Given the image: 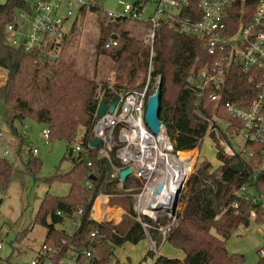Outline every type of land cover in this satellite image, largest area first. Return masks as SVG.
<instances>
[{"label":"trees","instance_id":"obj_1","mask_svg":"<svg viewBox=\"0 0 264 264\" xmlns=\"http://www.w3.org/2000/svg\"><path fill=\"white\" fill-rule=\"evenodd\" d=\"M256 1L246 0L251 11ZM19 5V0H7L0 4V68L7 72L6 81L0 85V109L3 107L13 113L9 123L14 120L22 122L27 118L43 123L50 129V141L61 139L71 143L77 130L81 129L84 142L88 143L96 120L97 89H101V100L110 103L115 97L110 84L117 92L144 86L150 48L143 43L142 37L148 23H141V26L139 22L126 17L109 19L101 7L85 5L68 32L62 35L54 54L40 62L41 53H27L5 42L4 26ZM86 10L95 15L99 31L91 54L92 75L88 71H81L78 43H74V38H68L75 32L77 17ZM112 36H115L116 45L106 47ZM100 57L109 59L111 75L97 81ZM209 58L203 41L195 35L179 32L176 23H162L156 30L150 82L158 77L160 79V119L176 150H194L207 130L203 114L210 116L215 105L203 99V96L195 97L185 87V80L191 71L202 68ZM243 91L251 92L247 100L250 102L254 97L253 86L247 82L244 74L234 68L223 97L239 102ZM222 115L226 117L224 113ZM22 142L23 139L20 147ZM116 148L110 153V160L98 158L97 148H88L76 158L66 154L64 158H71L72 168L63 175L51 178L69 184V191L64 197L46 194L35 216V221L47 228L44 242L58 245L59 253L54 258V264H59L60 259L68 255L73 247L79 253L76 264H119L112 258L113 248L126 242L136 244L145 238L141 225L134 219L131 196L141 183L131 175L119 186V180L111 176L112 165H121L116 157ZM217 159L220 163L217 168L206 160L197 163L189 176L185 192L180 195L185 204L166 241L181 249L184 258L155 256L154 251L149 249L145 256L154 257V264H243L242 255L228 253L226 241L239 225H249L251 209H256L255 221L264 222V208L234 195L255 173L259 159L240 161L237 156H224L221 148L217 149ZM237 163H241L239 170L234 169ZM27 166L32 170L39 166V161L30 160ZM11 172V164L0 158V190L7 186ZM85 178L90 186L85 185ZM254 186L264 196V172L256 173ZM99 194L108 195L110 203L117 202L125 210L118 223H97L90 219V207ZM113 196L119 198L114 200ZM234 200L238 201L237 207L232 206ZM79 208L84 211L80 224L71 234L64 228L56 227L63 223L58 211L71 214ZM165 221L159 219L161 224ZM148 222L152 226L155 224L152 220ZM93 229L98 230V236L91 241L90 232ZM149 232L159 244V233L155 229ZM90 244L93 245L92 257L86 260L81 252ZM261 259L258 264H264V259Z\"/></svg>","mask_w":264,"mask_h":264},{"label":"built area","instance_id":"obj_2","mask_svg":"<svg viewBox=\"0 0 264 264\" xmlns=\"http://www.w3.org/2000/svg\"><path fill=\"white\" fill-rule=\"evenodd\" d=\"M19 3L11 20L4 26L5 42L10 47L20 48L27 53H41L40 62L52 54L62 35L68 32L69 19L75 18L81 7L89 5L85 0H19ZM249 7L246 0H157L146 19H141L138 6L129 4L123 6L121 14L106 12L109 19L126 17L139 23H148L142 37L143 43L150 48L145 84L142 88L125 92L110 88L119 100L113 112H106L100 118L96 115L92 125V138L97 137L100 140L97 147L98 158L110 160V153L117 147L116 157L121 165H112L111 176L119 180V186L123 184L119 171L126 167L132 169L128 176H134L141 183L140 188L131 193L134 219L141 225L149 240L150 249L154 252L158 250L159 244L149 231L155 229L160 235V243L166 241L168 232L176 225L179 197L186 188L189 176L194 172L197 158L194 157L193 161L190 157L183 158L181 153L188 151L175 149L164 125L154 134L144 120L147 99L155 92L160 81L158 77L156 85L150 83V70L155 33L162 23L172 21L177 24L179 32L200 38L210 56L202 68L191 71L185 80V87L195 97L203 96V99L215 105L210 116L203 114L207 130L198 140L196 148L204 137L209 136L214 146L221 148L224 156H237L240 161L258 158L255 173L249 176L248 181L234 195L264 208V196L254 186L256 173L264 172V0H257L252 11ZM111 45H116L114 38L105 46ZM234 68L244 74L247 82L253 86L254 97L250 102L247 100L251 97V92L247 91H243L239 102L223 97ZM101 97L99 87L95 94L98 107ZM25 133L23 126L19 132L20 141ZM6 134L4 123L0 120V138ZM41 135L46 143L50 141L48 127L41 131ZM82 135V130L78 129L70 143V157L74 153L78 155L93 148L90 145L92 138L85 143ZM7 153L4 152L5 155ZM28 153L35 156L38 148L31 147ZM84 182L90 186L87 178ZM159 186L161 189L157 192ZM176 195L178 203L176 213L173 214L171 207ZM100 197L108 198V195L100 194ZM99 204L100 210L103 206H108L102 200ZM232 206L237 207L238 201L234 200ZM83 211V208H79L71 214L60 211L57 214L76 228L80 224ZM122 214L118 216L121 217ZM256 215V209H251L250 218L254 219ZM100 216L97 218L94 214L92 204L89 217L93 221L108 222L115 217L111 212H104ZM159 219H166L167 222L161 224ZM148 220L155 224L152 226ZM64 229L70 232L69 229ZM97 236L98 230L93 229L90 232L91 241ZM4 251L6 243L0 240V264H12ZM92 252L93 245L90 244L81 254L88 260L92 257ZM58 253V248L43 243L36 256L25 264H54ZM258 254L264 259V249H260ZM78 256L77 249L73 247L71 254L63 256L59 264H76Z\"/></svg>","mask_w":264,"mask_h":264},{"label":"rangeland","instance_id":"obj_3","mask_svg":"<svg viewBox=\"0 0 264 264\" xmlns=\"http://www.w3.org/2000/svg\"><path fill=\"white\" fill-rule=\"evenodd\" d=\"M6 1L0 0V4ZM85 1L90 5L101 7L105 14L107 11L121 14L125 4L138 6L142 14L141 19H146L153 11L157 0ZM73 20L74 18L69 19L68 28ZM95 20V15L86 10L84 14L77 17L75 32L68 37L70 40L74 38V43H78L77 53L80 69L81 71H88L89 75H92L91 54L93 52V44L99 33ZM139 25L142 26L141 23ZM56 50L52 53L54 54ZM98 64L99 76L96 80L101 81L100 79L106 75L110 77L109 59L100 57ZM6 78L7 72L0 68V85L6 81ZM150 83L156 85L158 79ZM110 87L112 88L111 84ZM12 115L11 111L4 110L1 107L0 120L4 123L7 134L0 138V158L6 159L11 164L12 172L7 186L5 189L0 190V240H4L6 243L5 255L11 256L12 254V257H10L12 264H25L36 256L37 250L45 243L47 228L35 221L40 202L46 194L53 197H64L69 191V184L66 181L51 178L54 175L67 173L72 168L71 158H76L77 155L74 153L71 158L65 159L64 156L69 153L71 148L70 143L61 139L51 140L46 143L41 135V131L46 127L43 123L31 118H27L22 122L14 120L9 123L8 120H10ZM23 126H25L26 133L21 136L23 142L20 147L19 132ZM31 147L38 148V153L35 156H30L28 153ZM194 150L197 153L194 169L197 163L204 160L212 164L213 168L219 166L217 148L214 146L211 137H204L199 147ZM194 150L182 153L181 156L183 158L194 156ZM5 151L8 152L7 155L4 154ZM35 159L39 161V166L33 167L31 170L27 163ZM185 189L182 193L185 192ZM250 191L252 190L250 189ZM98 196L92 203L95 215H97L95 204L97 203V207L100 210L101 206L99 203L103 199L100 194ZM98 198L100 199L98 200ZM112 198L117 200L119 196H113ZM108 199V208L103 206L100 214L110 212L109 208L121 207L123 209L117 202L110 203V197ZM184 204V200L179 197V212L184 207ZM100 214H98L97 218L101 217ZM112 221L118 223L120 220L115 216ZM56 227L69 229L70 232L75 229L68 220L56 225ZM61 242H65V240H61ZM46 244L53 247L58 246L54 243L46 242ZM150 248L149 240L145 237L136 244L126 242L121 246L114 247L112 258L114 261H118L119 264H154V257L145 256ZM226 249L230 254L242 255L243 264H258L259 261L261 262L262 259L258 252L260 249H264V222L259 223L255 219H250L248 226L239 225L227 239ZM154 255H162L168 258H184L183 251L174 247L168 241L159 243V248L154 252Z\"/></svg>","mask_w":264,"mask_h":264},{"label":"water","instance_id":"obj_4","mask_svg":"<svg viewBox=\"0 0 264 264\" xmlns=\"http://www.w3.org/2000/svg\"><path fill=\"white\" fill-rule=\"evenodd\" d=\"M112 38H115V36H112ZM161 87H160V81L158 83V86L155 90V92L150 95L147 99L145 113H144V120L147 125V127L151 130L152 133L157 134L160 130V127L163 126V123L160 119V110H161ZM119 98L116 96L114 99L107 104L105 101H101L98 110H97V117H102L106 112L111 113L113 112ZM100 144V140L97 137H93L90 141V145L93 148H97ZM241 167V163H237L234 166V169L239 170ZM132 173L131 167H126L119 171V178L121 182H124L126 177ZM92 178V176H90ZM161 189V186L158 187L157 192H159ZM178 194V193H177ZM178 203V195L175 196L172 202L171 211L172 213H176V206ZM178 214V213H177Z\"/></svg>","mask_w":264,"mask_h":264},{"label":"bare ground","instance_id":"obj_5","mask_svg":"<svg viewBox=\"0 0 264 264\" xmlns=\"http://www.w3.org/2000/svg\"><path fill=\"white\" fill-rule=\"evenodd\" d=\"M191 151H193V150H191ZM191 151H188V152H191ZM195 151V150H194ZM185 153V152H184ZM182 154V153H181ZM196 151H195V155L193 156V155H191V161H193V159H194V157L196 156ZM120 209V208H119ZM95 210H96V216L98 217V214H100V210L98 209V207H97V203L95 204ZM109 211L112 213V214H114L116 217L120 214V212H121V210H116V209H109Z\"/></svg>","mask_w":264,"mask_h":264},{"label":"crops","instance_id":"obj_6","mask_svg":"<svg viewBox=\"0 0 264 264\" xmlns=\"http://www.w3.org/2000/svg\"><path fill=\"white\" fill-rule=\"evenodd\" d=\"M107 200H108V198L107 197H104L103 199H102V201H104L105 203L107 202ZM108 207V206H107ZM120 208V209H119ZM114 209H116V210H121V214L122 213H124L125 212V210H123L121 207H116V208H114ZM118 217V219L120 220V218L121 217H119V216H117ZM64 222V221H63ZM72 231H74V230H72ZM164 248V247H163ZM71 254V252H69L68 253V255H70ZM68 255H66V256H68ZM10 257H12V254H11V256L9 255V260H10ZM11 261V260H10Z\"/></svg>","mask_w":264,"mask_h":264}]
</instances>
